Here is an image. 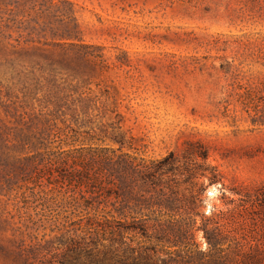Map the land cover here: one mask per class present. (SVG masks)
<instances>
[{"label": "rangeland", "instance_id": "374dc122", "mask_svg": "<svg viewBox=\"0 0 264 264\" xmlns=\"http://www.w3.org/2000/svg\"><path fill=\"white\" fill-rule=\"evenodd\" d=\"M247 89L264 108V0H0V264H60L52 248L77 219L28 159L52 121L53 147H116L120 126L125 150L176 152L174 195L195 199L196 225L264 264V123Z\"/></svg>", "mask_w": 264, "mask_h": 264}, {"label": "trees", "instance_id": "16d2710c", "mask_svg": "<svg viewBox=\"0 0 264 264\" xmlns=\"http://www.w3.org/2000/svg\"><path fill=\"white\" fill-rule=\"evenodd\" d=\"M258 94L247 89L241 95L242 103L255 111L253 122L264 123ZM54 127L52 121L31 133L34 139L28 159L50 183L70 192V214L77 219L70 220V228L59 238L61 246L52 248L56 251L52 258L60 264H239L240 257L245 264H255L235 236L224 235L220 226L209 227L211 219L201 216L202 225H196L199 213L194 210V198L174 195L177 186L172 176L180 173L181 165L176 152L147 159L125 150L132 149L133 142L120 126L112 133L116 147L85 143L67 149L53 147L57 141ZM193 154L208 158L201 144ZM199 229L206 250L196 240ZM226 238L233 244L224 248Z\"/></svg>", "mask_w": 264, "mask_h": 264}]
</instances>
